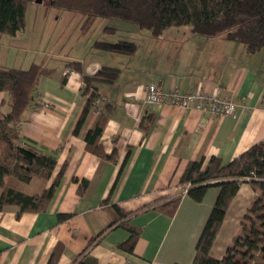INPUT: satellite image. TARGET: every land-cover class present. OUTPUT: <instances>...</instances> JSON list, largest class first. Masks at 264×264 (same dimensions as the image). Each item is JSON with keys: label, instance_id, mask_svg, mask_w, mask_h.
I'll return each mask as SVG.
<instances>
[{"label": "crops", "instance_id": "0c3cea01", "mask_svg": "<svg viewBox=\"0 0 264 264\" xmlns=\"http://www.w3.org/2000/svg\"><path fill=\"white\" fill-rule=\"evenodd\" d=\"M129 29L137 43L131 55L93 49L86 59L75 49L59 64L52 59L54 48L38 44L41 58L31 63L52 71L40 77L16 127L22 144L42 152L57 150L47 185L60 169L62 175L45 210L19 212L14 204L0 210V264H46L56 246V264H192L219 187H208L200 202L183 193L172 216L156 210V201L181 191L180 178L190 161L202 160L204 167L216 156L225 163L263 141L264 50L251 53L243 43L196 35L186 25L172 26L159 37L137 26ZM20 32L10 39L0 35V45L4 39L21 43ZM1 59L0 65L29 67ZM69 61H80L90 75L102 66L118 69L114 82L99 83L97 108L78 133L74 128L86 96L81 74L66 66ZM150 82L164 90H218L232 98L236 111L214 116L193 107L149 104ZM0 103L9 109L3 91ZM106 104L98 143L112 158L89 151L84 139ZM255 195L248 181L240 183L210 249L212 257H223ZM113 205L128 216L109 226L118 217ZM62 213L70 216L60 219ZM124 221L139 228L131 253L117 247L130 234Z\"/></svg>", "mask_w": 264, "mask_h": 264}, {"label": "trees", "instance_id": "16d2710c", "mask_svg": "<svg viewBox=\"0 0 264 264\" xmlns=\"http://www.w3.org/2000/svg\"><path fill=\"white\" fill-rule=\"evenodd\" d=\"M34 0H0V34L15 35L25 25L27 4ZM49 5L80 13L84 19L82 34L92 32L99 18H115L134 23L152 37L161 36L172 26L186 25L193 34L205 37L222 36L246 45L249 52L264 50V0H45ZM104 31H116L105 26ZM92 46L98 50L131 55L137 43L131 39L115 41L95 40ZM81 74L82 92L86 96L74 133H78L88 113L96 109L101 95L99 83L114 82L118 69L102 66L94 74H87L80 61H69ZM52 69L43 63H31L27 68L0 65V91L7 94L9 109L3 111L0 103V210L7 204L17 205L19 212H39L47 208L61 175L60 169L52 178L56 166V151L42 152L32 145L20 142L17 124L24 110L31 105L34 90L42 75ZM99 111L95 125L88 129L84 139L86 148L102 158H112L98 143L107 118L106 107ZM203 161H190L181 178V191L175 196L156 201L154 208L172 216L186 193L200 202L208 187L217 186L219 192L204 224L195 247L192 264H264V142L251 145L239 156L222 162L212 156L202 167ZM249 177V179H245ZM248 181L256 191L252 202L240 222L239 232L232 238L222 258L210 255V249L224 219L228 206L241 182ZM86 180H81L82 191ZM122 220L128 213L113 205ZM62 213L60 219L69 217ZM121 224L130 232L117 247L132 252L139 235V228ZM95 240L92 239V243ZM59 247L56 246L46 264H56ZM81 263V261H79ZM83 264V263H82Z\"/></svg>", "mask_w": 264, "mask_h": 264}, {"label": "rangeland", "instance_id": "374dc122", "mask_svg": "<svg viewBox=\"0 0 264 264\" xmlns=\"http://www.w3.org/2000/svg\"><path fill=\"white\" fill-rule=\"evenodd\" d=\"M84 17L78 12H72L64 9L55 8L45 0L41 3H36L35 0L28 3L25 11V25L20 33H23L22 42L16 43L15 40L10 39L11 36L7 34H0L4 37L3 42L6 45H0V58L2 61L6 56L8 64L12 65L17 60L24 61V66L31 63V60H40V55L37 52L47 44L54 48L52 59L62 62L67 59V54L75 49L80 50L83 58H90V54L94 49L92 43L95 40H117L119 38L131 39L135 41L134 35L126 31L131 30V27H136L134 23L122 21L115 18H99L94 26L92 32L82 34L81 26ZM105 26L117 27V32L104 31ZM35 38V39H34ZM24 47L22 49V45ZM40 44V46H38ZM63 47V48H62ZM21 48V49H20ZM61 48L64 50L60 54ZM20 50V51H19ZM69 59V58H68ZM18 64V63H16ZM7 105L2 108L3 111L7 110Z\"/></svg>", "mask_w": 264, "mask_h": 264}, {"label": "built area", "instance_id": "2783aa9c", "mask_svg": "<svg viewBox=\"0 0 264 264\" xmlns=\"http://www.w3.org/2000/svg\"><path fill=\"white\" fill-rule=\"evenodd\" d=\"M146 92V102L149 104H168L182 108L193 107L214 116L233 115L237 106L231 97L220 94L218 90L206 92L197 88L182 92L177 86L164 90L160 84L150 82L146 86ZM245 179H249V177H245Z\"/></svg>", "mask_w": 264, "mask_h": 264}, {"label": "water", "instance_id": "95a60500", "mask_svg": "<svg viewBox=\"0 0 264 264\" xmlns=\"http://www.w3.org/2000/svg\"><path fill=\"white\" fill-rule=\"evenodd\" d=\"M35 2H36V3H41V2H42V0H35Z\"/></svg>", "mask_w": 264, "mask_h": 264}]
</instances>
